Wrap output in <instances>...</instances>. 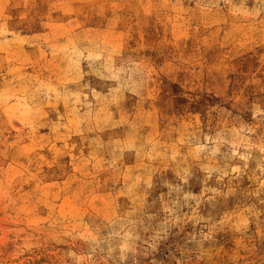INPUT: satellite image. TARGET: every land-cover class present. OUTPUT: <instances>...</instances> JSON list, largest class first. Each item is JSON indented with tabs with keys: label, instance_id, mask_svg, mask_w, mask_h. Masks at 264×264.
Instances as JSON below:
<instances>
[{
	"label": "rangeland",
	"instance_id": "obj_1",
	"mask_svg": "<svg viewBox=\"0 0 264 264\" xmlns=\"http://www.w3.org/2000/svg\"><path fill=\"white\" fill-rule=\"evenodd\" d=\"M0 264H264V0H0Z\"/></svg>",
	"mask_w": 264,
	"mask_h": 264
}]
</instances>
